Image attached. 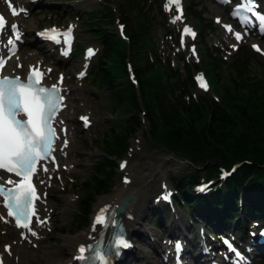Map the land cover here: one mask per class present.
Returning <instances> with one entry per match:
<instances>
[{
  "label": "trees",
  "instance_id": "16d2710c",
  "mask_svg": "<svg viewBox=\"0 0 264 264\" xmlns=\"http://www.w3.org/2000/svg\"><path fill=\"white\" fill-rule=\"evenodd\" d=\"M128 1L131 2L137 23L140 24L130 27L127 34L130 37L129 51L134 55V70L139 81L138 87L147 111L150 139L165 149L184 154V157L192 163L206 164L210 172L215 170L216 165H225L234 159L249 158L253 164H246L240 168L239 174L231 180L234 185L228 184L229 193L239 190L247 178L252 190L249 188L243 192L246 207L250 211L252 208L264 209V186L256 183L264 171L256 166V163H261L264 159V97H256V86L247 88L243 85L239 86L233 78L237 77L242 82V77L245 75L242 64L245 58L241 56L232 66V76L225 75L214 61L209 63L213 69L218 71L215 78L225 106L221 108L213 103L211 107L202 101L198 105H193L194 103L191 102L193 105L191 108L180 107L179 110L184 116L182 117L166 100L164 84L159 77L165 71H159L158 66H147L146 61L143 60L141 44L147 43V38L144 36L145 27H143L146 15L141 12V7L137 6L135 0ZM105 14L111 22L112 18L108 9ZM91 15L88 14V17ZM87 25L95 29V33L100 35L104 42L103 53L94 71L95 83L110 91L111 102L118 112H127L131 115L126 120L128 125L122 127L125 132L112 131L111 136L106 137L108 143L95 168L91 184H85L86 186L84 185L82 189L80 215L77 220L78 228L87 224L95 198L105 192L108 186L107 181L112 175L114 157L123 152L129 136L140 125L137 116L138 100L134 88L128 82L117 83L115 81V73L125 72L123 58L126 57V51L121 52L118 47L121 44L119 45L112 33L101 30L99 26L91 27L92 23H87ZM107 60H110L113 65L107 66ZM170 74L174 75L166 71V75ZM252 196H256V200L252 201ZM217 203L223 205L224 212L235 209L232 198L224 200V198L212 197L207 201L193 199L194 209L201 213L209 212L220 219L218 212L215 211Z\"/></svg>",
  "mask_w": 264,
  "mask_h": 264
},
{
  "label": "snow or ice",
  "instance_id": "6c2138e0",
  "mask_svg": "<svg viewBox=\"0 0 264 264\" xmlns=\"http://www.w3.org/2000/svg\"><path fill=\"white\" fill-rule=\"evenodd\" d=\"M171 3L179 7V0H171ZM12 14L19 13L12 8ZM180 18L177 15L175 20ZM259 19L264 22V16ZM6 26L5 18L0 15V31H3ZM11 27L16 28L15 25ZM55 31V29L50 30L51 33ZM189 31L190 29L186 27L185 32ZM236 35L239 39V33ZM49 38L56 37L50 35ZM9 43H12V40H9ZM91 54L92 51L89 50V55ZM40 75L41 73L33 69L27 83H22L18 77L0 78V173L7 172L20 178L19 180L9 178L6 181L0 178V197L7 209V215L15 218L17 226L29 231H31V216L35 215L34 210L30 211V207L36 198L31 176L36 171L37 162L47 158L51 152V145L55 139L52 120L63 99L58 95L55 86L51 89L40 86L38 79ZM196 79L201 88H207L202 76H197ZM21 113L26 116V119L18 118ZM82 119L87 122L86 117ZM121 167L124 165L122 164ZM102 220L101 214L97 217V222ZM32 234L35 235V232ZM116 244L128 246L122 239L117 240ZM85 251L86 249L82 246L79 249L81 255L77 259L86 261ZM95 258L101 264H106L103 256L97 255Z\"/></svg>",
  "mask_w": 264,
  "mask_h": 264
},
{
  "label": "rangeland",
  "instance_id": "374dc122",
  "mask_svg": "<svg viewBox=\"0 0 264 264\" xmlns=\"http://www.w3.org/2000/svg\"><path fill=\"white\" fill-rule=\"evenodd\" d=\"M52 1L53 0H43L41 5L44 6L45 9H52L53 7H57L58 9H62V13L65 14V11H66L67 8L66 7H62L61 5H58L59 7L58 6H54V4H52ZM138 1H139L140 4H143L145 6V12L148 14L149 17H151V18L156 17V13L155 12H156L157 1L148 0V3L146 2L147 0H138ZM112 2L113 3H112L111 6H115L116 7V12H119L120 11V6L117 7L118 6V1L112 0ZM67 3H69V2H67ZM206 5L207 4L204 3V9H202V10L206 11L208 9ZM94 7H97L96 3H94V2H92L90 0H82V1H79L76 5H74V12L73 13H76V14H78V16H80V15H83V13L87 12L88 10H90V9H92ZM193 8H195V7L193 6ZM192 20H195V19L193 18ZM108 30H111V29L108 27ZM82 33H83V39L80 40V42L84 43V41H86V42H88L90 44H95L96 40L90 38L87 31H82ZM72 63H73V61H70L66 65H64L65 66L64 69L66 70V73H69V70L71 68L70 66H71ZM106 65L107 66H112L113 64L110 62V60H107ZM226 72L225 73L227 75L230 71L227 70ZM83 85L87 88V95H88L89 98H91V101L93 103L94 116H96L97 119H98L99 125L96 127V131L98 133H100V132L104 131L105 128L116 126L114 124L117 121H119V119H118L119 117L115 118V116L110 117V115H109V112L111 111V105H110V102L108 100V94L110 92L109 91L103 92L102 90H96V89L90 87L87 84L86 81L83 82ZM229 108H230V106H229ZM230 111H231V114H233V111L231 110V108H230ZM142 126H140L137 129V131L135 133L136 136H134L135 135L134 134L133 135L134 137H132L129 140V145L130 146H134L136 144V141L132 140V139L142 135V143H141L142 149L140 148L141 151L140 150L139 151L134 150L133 155L130 157L129 164H133L134 166L137 167L138 165H140L141 162H145V163H148V165H145L146 166V171L147 172L148 171L155 172V169L151 170L149 168V166H150L149 158L154 157L153 159L155 161L157 159H160V158H166L167 160L170 161L169 166L164 169V172L168 176V179L171 178L174 175H180V176L181 175H186V174H188V172L192 171L193 167L188 162L189 160L188 161L186 160L188 158L184 157V154H180L178 151L177 152L176 151L169 152L167 150H164L162 148L156 147V146L152 145L151 143H149V141L146 139V136H145V131H146L145 130V125H142ZM75 143H77V142H75ZM76 147L79 148L78 149L79 153L82 154V156H83L80 160H78V162L80 163V166L84 162L92 163L93 161H96V159L101 154L99 149L97 151L89 143L88 137L80 140V142H78L76 144ZM94 151H96L94 154H89L90 152H94ZM196 164H199V163H196ZM86 169L87 168L82 169V167H80L79 171H78V172H80L79 175H82L84 173L86 174L88 172V170H86ZM141 170H143V168H141ZM146 171L143 170L144 176H146ZM146 180H148V179H146ZM116 181H117V179L114 178L112 180V182H111V185H110V188H109L108 192L106 191V193L101 194V195H99V196H97L95 198L93 206L95 205V203L96 204L99 203L100 199L108 196L116 188V186H117ZM134 186H135V184H134ZM146 186H148V189L146 190V192H145V194L143 196H144L145 212L149 213L150 210L148 211V200H149L150 196H152L155 193L156 189L154 188L155 183H153V182L150 185H146ZM107 189H108V187L106 188V190ZM143 223H147L148 226L151 227V225H150L151 223L149 221V215H147V217H146V219L144 220ZM155 230H156V228H155ZM81 233H84V230L79 229L78 231L63 232V233H59V234L58 233H53V234H51V237H50L49 246L45 247V248H42V250L46 249L44 252L46 254L48 253L47 257L50 258L49 259L50 261L60 257L61 253H62V255L65 253L66 256H68V254H67L68 252L66 253L64 251V249H63V246L65 244L66 238L67 237H74V236H77L78 234H81ZM2 240H7V238L6 239H2ZM2 240H0V242ZM62 243H64L63 246H62ZM40 254H41L40 251H36L35 252L36 256L37 255L39 256ZM142 254H143L142 252H139L138 254H136V255L133 254L132 256L137 259V257L139 255L142 256ZM37 263H39V262L36 259H35V261L33 263L28 262V264H37Z\"/></svg>",
  "mask_w": 264,
  "mask_h": 264
},
{
  "label": "bare ground",
  "instance_id": "6f19581e",
  "mask_svg": "<svg viewBox=\"0 0 264 264\" xmlns=\"http://www.w3.org/2000/svg\"><path fill=\"white\" fill-rule=\"evenodd\" d=\"M23 23H24V27L26 29L32 28V25L30 23H26L24 21H23ZM31 61H32L31 58H27V62H31ZM68 88H69V93L71 92V94L78 90L76 88V86H74V85H69ZM69 128L71 129V125H69ZM72 131L77 133V131H74V130H72ZM71 137L73 138L74 136L72 135ZM74 153L75 152H72L70 154V156H72ZM153 158L154 157L149 158V161H150L149 168L151 170L157 169L159 172V177L163 178L164 174L162 171H164V169L169 166L170 161L167 160L166 158H160V159H157L155 161ZM145 165H148V163L141 162L140 165H138V167H140V169L143 168V170L146 171ZM131 170L135 173L134 168H132ZM158 172L156 174H158ZM134 173H131V175H132L133 179L135 180V186H133V185L128 186L125 193L132 194V198L129 202V208L132 209L131 213L133 215V219L129 223V225L134 232V236H136V238L139 239L140 236L142 235L141 232H143L144 230H148V231L153 230L148 226L147 223H143L147 217V213L145 212L144 196L143 195L145 194L146 190L148 189V186H146V185L151 184L149 182H146L145 180H146V178H148V176H150L151 174H154V173L152 171H148V172L146 171V176H144L143 173L141 174V172L138 174L137 173L134 174ZM115 196L119 197L118 195H115ZM107 198L108 197L102 198L100 200V205L102 203L107 202V200H106ZM9 228H10L9 226H6V229H9ZM84 236L85 235L83 233H81V234H78L77 236H74V237H67L65 240L66 245L64 243H62V246L64 244V246H63L64 251L65 252H67V251L72 252L75 244L81 242ZM23 246H25V245L22 243L20 245H15L12 247V251L14 252V255L18 256L17 264H26V262L28 261V258L25 255V251L22 248ZM146 246L148 247V245H146ZM135 249H137V248H135ZM148 249H149V247H148ZM139 252H141V251H138V253ZM36 258H37V260H39L41 262V264H67L66 259H64V260L63 259H55L54 261H50V260H47L42 255L37 256Z\"/></svg>",
  "mask_w": 264,
  "mask_h": 264
}]
</instances>
